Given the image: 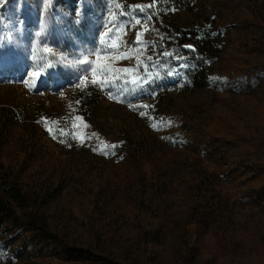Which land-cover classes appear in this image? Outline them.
Here are the masks:
<instances>
[{
	"label": "rangeland",
	"instance_id": "374dc122",
	"mask_svg": "<svg viewBox=\"0 0 264 264\" xmlns=\"http://www.w3.org/2000/svg\"><path fill=\"white\" fill-rule=\"evenodd\" d=\"M115 2L0 0V200L23 224L0 228V264H264V0H177L179 16L205 8L222 32L208 87L193 92L170 24L137 10L142 23L152 15L139 51L154 78L135 94L80 71L109 47L100 34ZM128 16L132 48L141 25ZM81 75L101 97L73 131L96 136L60 143L42 118L70 130Z\"/></svg>",
	"mask_w": 264,
	"mask_h": 264
},
{
	"label": "trees",
	"instance_id": "16d2710c",
	"mask_svg": "<svg viewBox=\"0 0 264 264\" xmlns=\"http://www.w3.org/2000/svg\"><path fill=\"white\" fill-rule=\"evenodd\" d=\"M178 8L177 0H156V6L152 7V13L156 20L170 24L169 32L174 41L172 51L178 52L187 59L188 68L185 82L189 91L203 90L209 84L210 62L222 52V32L216 24L215 16L206 17L204 15L205 8L201 9V12L199 8H189L183 11L182 16L178 15L181 11ZM189 44L195 47V52L184 47ZM100 95V91L94 85H87L82 90L75 92V115L83 118L82 123L89 121V116L100 104ZM76 101H80V103L76 104ZM70 127L63 137L56 131L57 139L62 138L67 142L73 131L72 125ZM2 189L10 193L13 201L20 200L19 193L14 192L11 188L2 186ZM19 220L13 209L5 206L0 200V228L9 222L23 225Z\"/></svg>",
	"mask_w": 264,
	"mask_h": 264
},
{
	"label": "snow or ice",
	"instance_id": "6c2138e0",
	"mask_svg": "<svg viewBox=\"0 0 264 264\" xmlns=\"http://www.w3.org/2000/svg\"><path fill=\"white\" fill-rule=\"evenodd\" d=\"M156 6V0H152L151 4L144 5V4H136V5H130L125 8L122 6L118 0L113 5V11L109 14L110 19L107 21V23L104 25V27L107 29L106 33H101V42L102 44L105 41V37H107V42H109V47L104 48L101 47L99 51L96 49H93L88 55L84 56L79 60V65H82L83 67L80 68V71L88 73H91L92 76V83L93 84H99L101 87H111L112 81H122L125 85H131L132 87L128 90L130 93L135 94V92L138 89L143 88V86L150 82L154 77L151 73L147 71L148 65L144 64V57L141 55L139 51V47L142 45L144 49L150 48L152 45L151 43L143 40V35L145 32L150 31L151 28L148 26V21L152 19V15H148L144 18V22H141V18L136 14L137 10L139 12H146L147 9L155 7ZM115 9H119V13L117 14L115 12ZM128 10H131V15L128 16ZM120 16H128L127 24H130L132 27H135L136 25H141L140 30L136 31V39L132 42V48H128L126 46H123L121 44L122 37L124 35H127V32L122 30L124 28V23L119 20ZM118 34V35H116ZM116 36L114 39L113 37ZM42 50L44 54L49 55V59H52L54 55L53 48L43 45ZM124 47V51H121V47ZM185 48H188L192 52H195V47L191 44L184 45ZM115 52L116 55L112 56L110 53ZM108 54V55H104ZM164 55H170L169 53H164ZM90 56H94L95 60L90 59ZM135 60V64L124 66V67H117L114 64V61L119 60ZM147 59H151V57H147ZM177 59H182V57H177ZM105 61V62H102ZM51 65H49L50 67ZM144 69L143 72H141V69ZM119 74V75H117ZM30 76H38L39 72L32 71L29 73ZM159 75L158 73L156 74ZM167 75H173L171 71L167 72ZM79 84L77 87H80V85L87 86V75H81L78 77ZM26 86L31 87V85L27 84V81H23ZM109 99H115L116 97L109 92ZM76 104H79L80 101H76ZM132 107V105H129ZM140 107H148L146 105H140ZM143 115V113H142ZM42 120L45 123L46 130L49 132L50 135H52L53 139H56L57 136L55 134L56 131L60 133V136L63 137L65 135V130L63 128L60 129H54L52 126H50L49 122L46 120V118H42ZM73 124L72 128L76 129L79 125L76 123L77 121L81 122L83 121V118L80 116H74L72 117ZM52 124L57 123L56 121L51 122ZM169 125L171 124V121L167 122ZM85 129L88 127L87 124L82 125ZM152 127H158V125H152ZM72 138L79 140L81 144L85 143L86 140L92 139L96 136V133H92L91 136H89L87 133H76L73 131L71 133ZM60 143H65L64 139H60ZM99 149H94V151H97ZM104 154H107L105 151Z\"/></svg>",
	"mask_w": 264,
	"mask_h": 264
}]
</instances>
